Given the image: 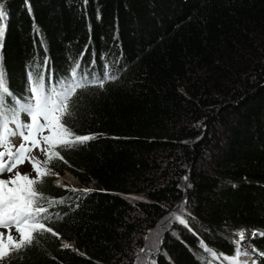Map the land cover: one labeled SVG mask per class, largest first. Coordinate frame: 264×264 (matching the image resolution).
<instances>
[{
	"label": "trees",
	"instance_id": "1",
	"mask_svg": "<svg viewBox=\"0 0 264 264\" xmlns=\"http://www.w3.org/2000/svg\"><path fill=\"white\" fill-rule=\"evenodd\" d=\"M0 4V72L17 96L45 59L55 78L75 60L117 73L78 90L64 117L75 134L95 138L58 147L46 165L44 153L39 166L43 206L63 201L45 221L58 235L35 234L0 264H133L136 237L183 197L192 231L164 237L169 261L157 264H228L241 232L264 264V0ZM65 173L83 189L57 186ZM138 194L145 199H127Z\"/></svg>",
	"mask_w": 264,
	"mask_h": 264
},
{
	"label": "snow or ice",
	"instance_id": "2",
	"mask_svg": "<svg viewBox=\"0 0 264 264\" xmlns=\"http://www.w3.org/2000/svg\"><path fill=\"white\" fill-rule=\"evenodd\" d=\"M2 9L3 4H0V17L5 16ZM2 35L0 32V39H2ZM47 66L48 60L45 59L42 69L40 67L29 68L25 91L19 96L11 92L5 76L0 72V131L3 133L0 134V146H3L7 138L17 134L25 142L21 143L14 152L11 149L0 151V175L4 172L11 173L18 164L23 163L24 153L30 152L32 147H40L41 144L46 146V148H40L47 156L43 162L46 165L58 155L56 151L58 147L71 149L83 146L95 138L94 135L75 134L65 126L64 117L71 115L70 100L78 89L89 86L104 87L107 81L117 79V73L105 65L104 71L97 74L89 71L80 60H75L63 77L55 78L54 74L47 71ZM22 114L29 115V123L21 122ZM10 124L15 127L10 128ZM26 144H30L31 147H26ZM6 155L7 163L3 161V157ZM31 161L32 168L36 173L35 178L17 171L10 179H0V227L8 228L10 225L15 227V231L20 237L19 242L14 241L11 234L8 235V242L16 244L17 248L31 244L35 234L48 232L53 236L58 235L52 228L46 226L45 221L53 219L49 208L54 203H63V201L49 199L47 200L48 207L43 206V193L39 192L35 186L42 180V176L47 174V170L42 172L38 166L39 161L35 157H32ZM183 213L184 209L181 207L177 209V212L171 213L170 217L179 224L188 227ZM2 236L3 234L0 233V258L8 254ZM239 238L235 251L237 257L247 254L240 246L244 240L242 232L239 233ZM146 239L148 238L146 237ZM201 245L204 246L203 241H201ZM63 247L68 248L69 245L65 244ZM144 251L145 249H141V252ZM205 251L209 256L216 257L213 250L205 248ZM224 259L228 264H238L236 259L226 256ZM205 264H208V261H205Z\"/></svg>",
	"mask_w": 264,
	"mask_h": 264
},
{
	"label": "rangeland",
	"instance_id": "3",
	"mask_svg": "<svg viewBox=\"0 0 264 264\" xmlns=\"http://www.w3.org/2000/svg\"><path fill=\"white\" fill-rule=\"evenodd\" d=\"M45 134H47L45 132ZM45 147V145L41 144L40 147H35L30 155L31 158L35 157L38 161L40 166L41 161L44 157V151H41L40 148ZM20 172L21 174H28L31 178L34 177L36 174L32 168V161L30 159L29 163H25L24 165L18 167L15 169L10 175L1 177L0 179H10L12 176H14L15 172ZM187 172L188 170H185V175L183 176V189H185L187 179ZM56 181H60V185L64 188H69V189H82V186L79 184V182L72 177L69 173H65L64 175L60 176L57 178ZM55 181V184H58V182ZM127 199L129 200L130 203L136 204L139 201H143L145 199L144 195L138 194V195H129L127 196ZM183 207L184 209V218L188 222V227H185L184 225L179 224L176 222L174 219L170 217L171 213L177 212V209ZM179 214V213H178ZM191 224H192V215L190 211V206L189 203L186 201L185 197H183L181 200L176 202L171 208L167 209L165 214L157 220L154 226L145 229L144 233L136 237V239L133 242L132 245V252H131V260L133 264H157V257L158 256H163L166 259H168L161 249V243L164 239V237H171V238H177L178 237V230L179 229H184V230H191ZM15 230H6V231H1L0 233L3 234L2 236V241L6 245V251L14 246L15 244H9L8 242V235L11 234L13 237V240L16 241L17 243L19 242L20 237L18 235H15ZM244 240L241 243V248L243 249L244 253L247 254H241L239 256H245V255H250L249 251L250 248H248L247 243H246V234H243ZM146 237L148 239H146ZM66 242H64L65 244ZM69 245V244H68ZM71 246V244L69 245ZM141 249H145L144 252H141ZM209 249V248H208ZM252 258V256H251ZM233 259H236L238 261V264H242L239 262V259L237 256H235ZM253 259V258H252ZM169 261V259H168ZM250 264H254V262L249 261Z\"/></svg>",
	"mask_w": 264,
	"mask_h": 264
},
{
	"label": "bare ground",
	"instance_id": "4",
	"mask_svg": "<svg viewBox=\"0 0 264 264\" xmlns=\"http://www.w3.org/2000/svg\"><path fill=\"white\" fill-rule=\"evenodd\" d=\"M244 264H250V263H249V261H247V262L245 261Z\"/></svg>",
	"mask_w": 264,
	"mask_h": 264
},
{
	"label": "water",
	"instance_id": "5",
	"mask_svg": "<svg viewBox=\"0 0 264 264\" xmlns=\"http://www.w3.org/2000/svg\"><path fill=\"white\" fill-rule=\"evenodd\" d=\"M65 244H67V243H65ZM68 245V244H67Z\"/></svg>",
	"mask_w": 264,
	"mask_h": 264
}]
</instances>
